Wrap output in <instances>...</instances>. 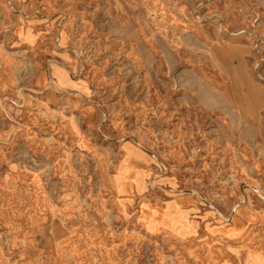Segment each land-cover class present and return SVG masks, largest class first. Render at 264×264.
Returning <instances> with one entry per match:
<instances>
[{
  "label": "rangeland",
  "instance_id": "obj_1",
  "mask_svg": "<svg viewBox=\"0 0 264 264\" xmlns=\"http://www.w3.org/2000/svg\"><path fill=\"white\" fill-rule=\"evenodd\" d=\"M0 264H264V0H0Z\"/></svg>",
  "mask_w": 264,
  "mask_h": 264
},
{
  "label": "bare ground",
  "instance_id": "obj_2",
  "mask_svg": "<svg viewBox=\"0 0 264 264\" xmlns=\"http://www.w3.org/2000/svg\"><path fill=\"white\" fill-rule=\"evenodd\" d=\"M212 54H213V58H214V61H216L217 59L218 60H221L222 61V58L223 60L226 58L225 55H230L229 54V50H225V49H213L212 50ZM224 66V65H223ZM227 71V70H226ZM232 74V73H231ZM233 76V75H232ZM230 77V76H229ZM262 81V80H261ZM206 87V86H205ZM249 105V104H248ZM129 154V153H128ZM66 221V220H65Z\"/></svg>",
  "mask_w": 264,
  "mask_h": 264
}]
</instances>
